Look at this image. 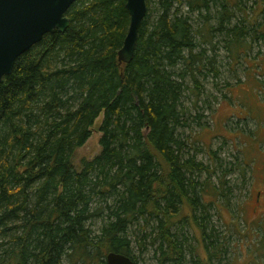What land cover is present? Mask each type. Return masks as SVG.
Wrapping results in <instances>:
<instances>
[{"label": "trees", "instance_id": "obj_1", "mask_svg": "<svg viewBox=\"0 0 264 264\" xmlns=\"http://www.w3.org/2000/svg\"><path fill=\"white\" fill-rule=\"evenodd\" d=\"M249 1L146 0L134 56L119 64L125 0H76L63 33L16 59L0 82V264H106L110 252L137 264L134 243L155 264L224 261L211 210L228 188L182 138L181 101L187 76L198 87L197 73L219 74V48L264 72L250 56L264 0ZM100 116V150L76 164Z\"/></svg>", "mask_w": 264, "mask_h": 264}, {"label": "rangeland", "instance_id": "obj_2", "mask_svg": "<svg viewBox=\"0 0 264 264\" xmlns=\"http://www.w3.org/2000/svg\"><path fill=\"white\" fill-rule=\"evenodd\" d=\"M253 47L251 57L257 52L264 56V38ZM210 55L206 52L207 57ZM215 56L217 76L213 77L207 67L196 74L198 87L187 76L188 91L182 96L181 108L189 127L182 129L181 135H191L188 144L192 153L213 170V183L224 181L228 188V203L221 200L217 203L220 210H211L212 226L226 249L221 264H264V72L256 74L243 60L232 64L221 48ZM256 83L263 86L258 96L249 91ZM101 119L96 120L90 138L77 150L76 164L100 150L97 126ZM100 225L96 222L93 229ZM146 244L143 248L132 245L137 264H155L154 248Z\"/></svg>", "mask_w": 264, "mask_h": 264}, {"label": "water", "instance_id": "obj_3", "mask_svg": "<svg viewBox=\"0 0 264 264\" xmlns=\"http://www.w3.org/2000/svg\"><path fill=\"white\" fill-rule=\"evenodd\" d=\"M76 0H0V82L9 75L16 59L45 34L63 33L70 25L67 11ZM129 26L117 52L119 64L131 62L138 28L147 13L146 0H125ZM106 264H134L130 256L110 252Z\"/></svg>", "mask_w": 264, "mask_h": 264}]
</instances>
